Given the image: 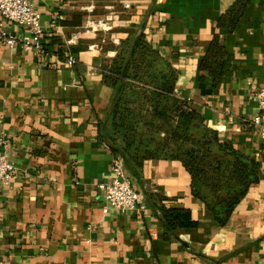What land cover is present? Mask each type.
I'll return each instance as SVG.
<instances>
[{
	"label": "crops",
	"instance_id": "1",
	"mask_svg": "<svg viewBox=\"0 0 264 264\" xmlns=\"http://www.w3.org/2000/svg\"><path fill=\"white\" fill-rule=\"evenodd\" d=\"M31 1L48 47L78 62L0 46V134L16 167L0 196V264H264V134L250 126L264 85V0H250L233 31L217 22L235 0ZM215 35L227 53L216 86L200 68ZM139 36L176 69L175 96L260 163V180L224 226L192 195L177 159L124 164L143 206L104 210L99 184L120 157L103 133L117 94L104 69ZM159 204L189 209L197 228L169 230Z\"/></svg>",
	"mask_w": 264,
	"mask_h": 264
},
{
	"label": "trees",
	"instance_id": "2",
	"mask_svg": "<svg viewBox=\"0 0 264 264\" xmlns=\"http://www.w3.org/2000/svg\"><path fill=\"white\" fill-rule=\"evenodd\" d=\"M249 3L235 0L219 17L218 27L233 31ZM124 49L104 69V80L117 88L104 136L124 164L134 169L150 159L180 160L190 174L192 195L205 203L220 225H226L250 186L260 180V163L221 138L198 109L175 96L176 69L143 36L125 49L127 57ZM226 56L215 35L200 65L215 86L223 77ZM158 209L171 231H194L198 226L189 209L164 204Z\"/></svg>",
	"mask_w": 264,
	"mask_h": 264
},
{
	"label": "built area",
	"instance_id": "3",
	"mask_svg": "<svg viewBox=\"0 0 264 264\" xmlns=\"http://www.w3.org/2000/svg\"><path fill=\"white\" fill-rule=\"evenodd\" d=\"M0 15L24 29L25 36L9 33L0 21V46L11 49L20 48L24 52H32L39 57L56 56L66 66H75L78 59L69 51H54L46 43L45 29L41 24V14L31 0H0ZM98 26H102L99 22ZM100 49L98 44L89 47V51ZM259 112L250 121V126L264 134V85L257 91ZM8 138L0 134V196L9 187L16 175V167L9 160ZM113 177L99 184L105 194V212L109 210L138 211L142 208V193L134 186L126 172L124 161L118 157L114 160Z\"/></svg>",
	"mask_w": 264,
	"mask_h": 264
},
{
	"label": "rangeland",
	"instance_id": "4",
	"mask_svg": "<svg viewBox=\"0 0 264 264\" xmlns=\"http://www.w3.org/2000/svg\"><path fill=\"white\" fill-rule=\"evenodd\" d=\"M96 23H99V22H96ZM101 28H102V26H101ZM123 52H125V53H124V54H125L124 56H126V57H127V53H126L127 51H125V49H124V51H123Z\"/></svg>",
	"mask_w": 264,
	"mask_h": 264
}]
</instances>
